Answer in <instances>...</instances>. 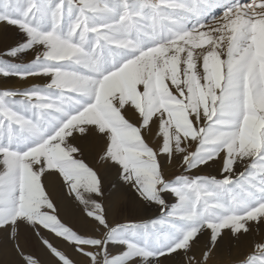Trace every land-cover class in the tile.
I'll return each mask as SVG.
<instances>
[{
	"label": "snow or ice",
	"instance_id": "snow-or-ice-1",
	"mask_svg": "<svg viewBox=\"0 0 264 264\" xmlns=\"http://www.w3.org/2000/svg\"><path fill=\"white\" fill-rule=\"evenodd\" d=\"M0 25L21 33L0 76L47 80L0 90V237L21 264H41L21 229L55 264L74 261L45 231L87 264H210L264 227V0H0ZM102 170L158 214L110 222ZM49 177L93 234L62 222ZM221 264H264V239Z\"/></svg>",
	"mask_w": 264,
	"mask_h": 264
},
{
	"label": "bare ground",
	"instance_id": "bare-ground-1",
	"mask_svg": "<svg viewBox=\"0 0 264 264\" xmlns=\"http://www.w3.org/2000/svg\"><path fill=\"white\" fill-rule=\"evenodd\" d=\"M11 28L12 27L10 26L7 29H5L2 25H0L1 33L5 32L6 30H9ZM46 82H47L46 78L36 77V78H33L31 81L28 80V81L24 82L22 85L23 86L24 85L29 86V84H32V83L33 84H39V83L44 84ZM31 86H33V85H31ZM88 162L90 164H93V166H96V162L94 161V159L91 155L88 156ZM173 163H175L177 165L176 162H173ZM169 170L170 169L165 171L166 176L169 175L168 174ZM102 171H103V175H104V185H106L105 188L107 189V197H113L114 196V198H116L117 196L119 197L121 195L126 199V200H123L121 204H118L119 202L117 203L116 200H114L111 203L105 202V203H107L106 209H107L108 218L110 219V221L114 217L116 210L122 209V208L124 211L132 212V214H131L132 219H147V218L153 217V215L156 213L158 214V210H157V207L155 205L144 206V205L140 204L139 202H137L135 199L134 193L129 188H127L126 185H122L116 180V175H115L114 171H112V170H102ZM110 178L115 179V181L113 180L114 182L112 184L107 183L108 179H110ZM45 183L49 185V191L51 192L52 197L55 198V201H56L57 206H58V214H59V217L62 220V222L63 223H69L70 225L75 226L78 230L83 231V230L90 229L86 225L85 217L81 211V207L77 203H75L71 197L66 195V190L62 187L60 182L54 177H49L45 181ZM105 201H109V200H105ZM126 220H127L126 216L121 215L120 221L119 220L118 221L124 222ZM44 234L48 237V239L54 245H60V246L61 245L66 246L67 245V243L65 244L62 240L56 239L53 234H49V233H47V231H45ZM30 235H31L30 230L21 229L20 243L24 247L25 252L27 251V248H30V246H31ZM202 238H203V236L201 237V239ZM201 239H199V240H201ZM260 240H262V239H260ZM248 244L251 245L252 242H250ZM237 245L238 244H236V241H232L229 243L227 242V243L223 244V246L219 247V249L217 250L216 256L221 252L222 253L225 251L228 252L230 247H232V246L235 247ZM249 250H246V251H249ZM67 255L74 262H78V260L80 258V255L78 257V255L76 253L68 252ZM242 256L243 255H240L236 258H241ZM175 261H177V260H172L169 262V264H175ZM0 264H19V257L14 253L11 245L4 242L2 237H0Z\"/></svg>",
	"mask_w": 264,
	"mask_h": 264
},
{
	"label": "rangeland",
	"instance_id": "rangeland-1",
	"mask_svg": "<svg viewBox=\"0 0 264 264\" xmlns=\"http://www.w3.org/2000/svg\"><path fill=\"white\" fill-rule=\"evenodd\" d=\"M20 37H21V33H19L18 30L14 29V28L6 30L3 33H1V31H0V53L5 52L7 50L8 46H15V43L20 39ZM31 58H32L31 56H25L22 58V62L28 63L31 60ZM3 59H7V57L0 56V60H3ZM13 62H21V61H13ZM33 78H36V77H29L26 80H22L18 77H15V76H11V77L0 76V90H4V89L22 90L24 88L31 87V85H42V83H39V84H33L32 83V84H29V86L28 85H24V86L22 85L24 82H26L28 80L31 81ZM168 169H170L169 170L170 173L168 172L169 175L166 177L169 179H173L176 175L180 174V172L182 171V169L179 168L178 165H176L175 163H172L171 165H166L165 171ZM200 174L218 176L219 175L218 167L214 166L211 168L204 169ZM113 180L115 181L114 178H110V179H108L107 183L112 184L114 182ZM104 186H106V185H104ZM120 196L119 197L115 196L116 198H114V196L113 197H107V189L105 188V197H106V200H109V201H105V202L111 203L114 200H116L117 203L119 202L118 204H121L122 201L126 200V199L123 196H121V197ZM53 199L55 201V198H53ZM165 199H166L167 203L169 204V206L175 202V198L171 194H167L165 196ZM106 206H107V203H105V207ZM131 214H132V212L124 211L123 208L117 209L114 217L111 219V221L109 219V221L112 223L119 222L121 215H125L126 219H132ZM156 215H157V213L154 214L153 217H155ZM153 217H150V218H153ZM64 224L71 227L73 230L77 231L78 233L93 234V233H91L90 229L82 231V230H78L75 226H72L69 223H64ZM201 237H200V239H201ZM56 239H60V238H56ZM260 239H264V227L260 228L257 231H254L252 235H250L246 238H243L242 240H240L238 242L236 241V244H238L237 246L230 247L228 252L225 251L223 253L222 252L219 253L217 255L218 257L217 256L214 257L213 261L210 262V264H221V261L226 262L229 259L238 260L240 258H236V257H238L240 255H244L247 252L246 250L250 249V245L248 243L253 242V241H259ZM30 241H31V246H30V248H27V251H26L27 253H31L35 257H38L39 260L41 261V264H55V259L48 253V251L43 246H41L39 244L38 241H36V239L32 236V233L30 235ZM207 242H208L207 236H203V238L198 241V243L196 244V246L194 248V251L197 253V255H199L200 252L204 249ZM227 242L228 243L232 242V240H229L227 237H225L221 246H223V244H225ZM64 243L66 244V242H64ZM54 246L58 247L60 250H62L66 254H68V252H71V253H76L78 255V257L80 255L79 253H77L75 251L74 247L69 245L68 243L66 246L65 245H61V246L60 245H54ZM175 260H177V261H175V264H180V262H179L180 258H176ZM19 264H21L20 258H19ZM74 264H87L86 258H84L82 255H80L78 262H74Z\"/></svg>",
	"mask_w": 264,
	"mask_h": 264
}]
</instances>
